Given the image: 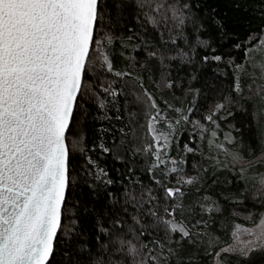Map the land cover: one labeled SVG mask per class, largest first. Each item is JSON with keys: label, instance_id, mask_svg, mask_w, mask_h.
<instances>
[{"label": "snow or ice", "instance_id": "obj_1", "mask_svg": "<svg viewBox=\"0 0 264 264\" xmlns=\"http://www.w3.org/2000/svg\"><path fill=\"white\" fill-rule=\"evenodd\" d=\"M227 5L231 15L209 0H0V264H264V0ZM200 49L212 53L201 66L231 69L206 108L198 71L187 87L156 76L157 62L192 65ZM89 119L101 122L91 148ZM97 147L126 163L128 183L105 189L118 207L87 238L82 215L98 210L77 198L81 177L93 196L115 183ZM138 158L147 183L132 179ZM218 170L238 186L225 199L250 205L227 240L212 217L224 207L205 190Z\"/></svg>", "mask_w": 264, "mask_h": 264}, {"label": "trees", "instance_id": "obj_2", "mask_svg": "<svg viewBox=\"0 0 264 264\" xmlns=\"http://www.w3.org/2000/svg\"><path fill=\"white\" fill-rule=\"evenodd\" d=\"M191 2L195 4L198 3L199 0H191ZM209 2L212 3L213 7H218V11L221 15H224L226 13L231 15V13L228 12L227 0H209ZM193 11H195V9H193ZM200 15L205 16L203 9H201ZM205 24L208 31H211V20H208L205 17ZM186 31L188 33L195 32L191 24H189ZM201 31L203 32L204 29H202ZM213 47H216V45H213ZM176 48H183L185 51H190V49L185 47V42L182 38L179 40ZM222 51H228L227 44L224 45ZM205 54L211 55L212 53L210 50L206 53L203 49H200L197 52L196 59L194 60L192 65H190L188 61H181L179 58H176L174 61L166 59L164 61V64L168 67L162 69L157 62L156 76L157 78H159L161 72H168L170 73V79H174L177 82H180L182 80L184 82V86L187 87L188 76L194 70L198 71V82L193 83L192 87L201 89L199 105L206 108L208 105L217 100L220 94L227 92L228 85L231 83L229 79L231 69H228L229 76H225L223 74V70L225 68V65L223 63L209 61L207 62V64L201 66L199 57H202ZM233 55L240 56L241 53L234 52ZM217 69L220 70L219 73H217ZM173 91L176 96H182V89L177 87ZM166 94L171 95L172 92H166ZM189 99L191 98L189 97ZM234 120L237 127H239V124L242 120H244V117L237 113L234 117ZM231 122L232 121H226L221 125V137H223L224 131L227 130V124ZM100 123L101 122L99 121H93L89 119L84 125V129L87 134L86 144L89 148H91L93 141H95L97 145L99 144L101 135L99 132ZM105 126L107 125L105 124ZM108 139L110 141V137ZM182 143L183 142H181V144ZM173 153L175 154V149H173ZM90 154L92 155L93 160H95L96 163L107 172V178L114 180L115 183L112 185L102 186L98 194L93 196L88 187L90 181L86 182V178H84L83 176L81 177L79 186L76 188L77 198L82 201L83 206H87L88 208H92L94 206L98 210V212H89L87 215H82L79 230L82 231L84 237L87 238H91L97 233L98 228L101 226V224L98 223V220H102L103 227H108V220H110L112 216L111 210L113 207H118V205H115L114 202L105 194V189L107 192L116 193L118 195L123 191L121 183H128L127 172L125 171L126 163L124 161L116 160L114 158V154L102 153L98 147ZM77 155L79 156V153H77ZM193 159L194 158L191 156V154H189L187 157V166L189 169L191 168ZM195 159L199 160L200 157L196 156ZM78 162L82 161L78 160ZM144 164L145 161L138 158L137 172L133 174L132 179L143 177L144 182L147 183L148 175L144 172V169L142 167ZM93 171H95V169H93ZM159 171L160 170H157V174H159ZM171 179L174 181L176 179V176L172 175ZM216 179L217 183L214 186L211 185V183L209 185H206L205 190L207 191V194L209 196L218 199L221 205L224 207V212L222 214L218 215L216 212H213L212 217L215 219L217 227H220L221 222H223V224L225 225V227L221 228L219 235L223 240H227L233 226V221L240 224L249 223L245 219L243 213L245 212L246 207H250V205L233 203L230 197L228 199H225V196H228V194L238 191V186L236 185L235 180L230 175V173H228L227 171L218 170ZM229 180L233 181L231 185L228 183ZM200 195H204V192H201ZM187 199H195V196H189ZM83 206L80 210L81 213H83ZM233 210H235V212L237 213H240L241 215L232 216L231 212ZM197 211L199 210L197 209Z\"/></svg>", "mask_w": 264, "mask_h": 264}]
</instances>
